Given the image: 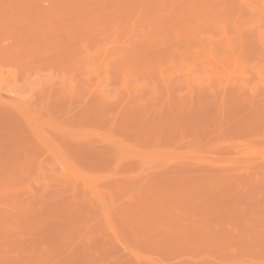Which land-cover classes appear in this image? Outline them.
Returning a JSON list of instances; mask_svg holds the SVG:
<instances>
[{"label": "rangeland", "instance_id": "374dc122", "mask_svg": "<svg viewBox=\"0 0 264 264\" xmlns=\"http://www.w3.org/2000/svg\"><path fill=\"white\" fill-rule=\"evenodd\" d=\"M260 6L0 0V264H264Z\"/></svg>", "mask_w": 264, "mask_h": 264}, {"label": "bare ground", "instance_id": "6f19581e", "mask_svg": "<svg viewBox=\"0 0 264 264\" xmlns=\"http://www.w3.org/2000/svg\"><path fill=\"white\" fill-rule=\"evenodd\" d=\"M260 2H261V8H259L260 9V13L262 14V11H264V0H260Z\"/></svg>", "mask_w": 264, "mask_h": 264}]
</instances>
